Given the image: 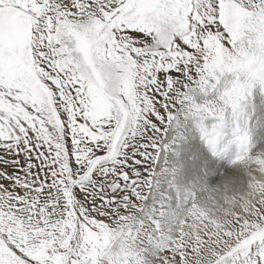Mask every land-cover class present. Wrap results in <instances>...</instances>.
<instances>
[{
    "label": "snow or ice",
    "instance_id": "6c2138e0",
    "mask_svg": "<svg viewBox=\"0 0 264 264\" xmlns=\"http://www.w3.org/2000/svg\"><path fill=\"white\" fill-rule=\"evenodd\" d=\"M0 264H264V0H0Z\"/></svg>",
    "mask_w": 264,
    "mask_h": 264
}]
</instances>
